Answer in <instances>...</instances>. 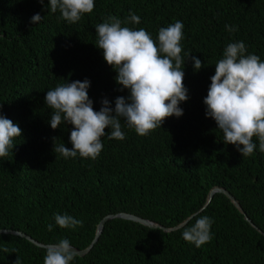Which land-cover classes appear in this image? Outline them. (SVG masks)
<instances>
[{"label": "trees", "instance_id": "trees-1", "mask_svg": "<svg viewBox=\"0 0 264 264\" xmlns=\"http://www.w3.org/2000/svg\"><path fill=\"white\" fill-rule=\"evenodd\" d=\"M91 14L75 24L47 10L48 0H0V112L19 125L22 137L0 158V230L21 232L41 245L71 241L84 250L106 216L131 214L164 228H175L194 213L213 219L210 243L197 248L183 240L181 229L164 233L130 221L107 222L97 243L72 264H264V152L242 157L223 135L203 103L215 63L231 42L243 41L248 53L264 61V0H94ZM156 38L171 23L184 24L183 115L167 118L148 136H138L122 121L125 139L103 137L96 160L63 158L54 141L71 149L72 125L53 130L48 90L58 84L90 81L94 110L107 98L114 109L127 89L115 82L96 45L95 26L109 16L122 21L129 13ZM39 13L38 24L31 18ZM225 25L237 31L229 32ZM202 62L194 70L191 56ZM110 129H106L109 132ZM226 190L253 226L229 199ZM55 214L82 221L61 229ZM194 222V221H193ZM52 224L49 232L47 225ZM8 251L4 252L3 249ZM45 249L13 235H0V264H43Z\"/></svg>", "mask_w": 264, "mask_h": 264}, {"label": "clouds", "instance_id": "clouds-1", "mask_svg": "<svg viewBox=\"0 0 264 264\" xmlns=\"http://www.w3.org/2000/svg\"><path fill=\"white\" fill-rule=\"evenodd\" d=\"M44 4V0H38ZM94 0H48L47 10L60 13V18L75 24L94 10ZM44 19L39 13L31 18L38 24ZM141 18L130 12L125 20L109 16L95 26L96 47L103 52L107 65L117 73L115 82L127 89V97L118 96L115 107L109 100H101L102 107L94 110L89 98L90 81L77 80L58 84L48 90L45 104L51 109L50 126L53 130L62 124L72 125V148L54 141V153L63 158L96 160L104 147L102 138L124 140L122 121L138 136L145 137L162 128L167 118L183 115L180 104L188 100L184 86V24L176 21L158 30L156 38L139 25ZM229 32L234 26L225 25ZM191 54H188V58ZM194 70L202 66L200 59L191 56ZM215 74L203 103L206 117L215 121L222 132L223 142L234 145L242 157H251L257 149L264 152V61L248 53L243 41L227 44L223 56L215 63ZM106 129H110L106 132ZM22 137V129L0 112V158L7 157L16 147L14 141ZM54 221L61 229H75L82 221L68 214H55ZM194 221V222H193ZM213 219L193 214L182 232L184 241L200 248L211 242ZM51 232L53 225L48 224ZM7 252L8 249H3ZM77 253L71 241L62 238L45 249L43 264H72ZM15 264H20L17 258Z\"/></svg>", "mask_w": 264, "mask_h": 264}, {"label": "water", "instance_id": "water-1", "mask_svg": "<svg viewBox=\"0 0 264 264\" xmlns=\"http://www.w3.org/2000/svg\"><path fill=\"white\" fill-rule=\"evenodd\" d=\"M216 194H222V195L226 196L229 199V201L234 205V207L240 213L243 214L244 220L247 223H249L251 226H253V224L251 223V221L242 212L239 204L235 201V199L226 190L221 189V188H213L209 192V194L207 196L206 204L201 209V211L209 205V203L212 201L213 197ZM114 219H120V220L130 221V222H133V223H137L139 225H142L144 227H147L149 229H153V230H157L158 229V230H161L164 233H170L172 231L181 229L183 226H185L188 223V219H187L182 224H180L179 226H177L175 228L168 229V228H164V227H162V226H160L158 224H155L154 222H151L149 220L142 219L140 217H137V216H134V215H131V214L119 213V214H116V215H109V216L104 217L99 222V224L97 225V228H96V232H95L94 239H93V241L90 243V245L87 248H85L84 250H78V249L73 248V251H75L77 253L76 256L82 258L85 255H87L91 251V249L93 248V246L97 243V241H98L99 237L101 236V233H102V231L104 229L105 224L107 222L111 221V220H114ZM0 235H13V236L20 237V238L28 241L29 243H31L34 246H36L38 248H41V249H46V247H47L46 245H41L40 243L34 241L33 239H31L30 237H28L27 235H25V234H23L21 232H13V231H7V230H0Z\"/></svg>", "mask_w": 264, "mask_h": 264}]
</instances>
